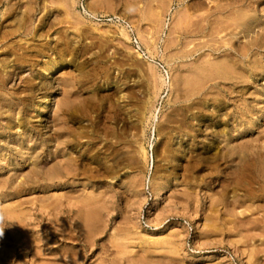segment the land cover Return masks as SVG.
<instances>
[{
  "label": "rangeland",
  "instance_id": "rangeland-1",
  "mask_svg": "<svg viewBox=\"0 0 264 264\" xmlns=\"http://www.w3.org/2000/svg\"><path fill=\"white\" fill-rule=\"evenodd\" d=\"M21 1L0 0L1 35L20 24L22 7L17 6V2ZM94 1L97 2L74 0L71 8V0L57 3L53 0L55 3H51L57 10L60 7L61 13L70 10L69 18L60 14L58 18L62 17L64 23L56 21L58 11L55 10L46 18V24L38 27V13L30 27L37 26L42 37L37 35L31 42L22 35L18 44L15 43L19 47L17 53L9 49L14 45L9 43L11 38H0V184L4 186L0 193V264H28L34 246L38 250L49 249L48 252L54 253L47 254L51 258L63 254L68 260L66 264L69 260L73 264H139V261H142L140 264H264V185L257 192L249 188L246 192L243 179L237 178L238 170L233 172L230 168L224 142L227 140L236 147L238 144L245 146L243 148L248 152L255 151L258 166L264 167V71L254 68L257 62L264 69V31L258 37L251 36L248 43L244 42L245 38L242 40V35H237L227 36L228 39H223L226 44H222L224 41L219 43L222 34L218 37L214 29V34L210 30L213 34L210 35L208 29L200 26L207 11L213 10L216 4L225 5L232 0H212V3L210 0H190L193 5L187 12L192 20L181 24L175 22L182 14L178 0H153L154 3L152 0ZM259 1L261 3L250 4L256 5L257 12L264 14V0ZM147 6L149 9L145 12ZM151 7L153 11L148 12ZM84 8L93 10L96 18L85 17ZM4 10H11L5 21ZM154 10L155 19L151 14ZM145 13L151 14L152 18ZM73 18L78 20V25L72 28L74 31L69 25L63 27L69 24L66 19L73 21ZM175 23L182 28L176 25L178 30L173 26ZM171 24L176 29L169 28ZM124 25L130 32V39L123 34ZM62 27L65 32L69 27L67 42L58 39L57 31ZM92 28L96 30H90ZM172 29L176 30V36ZM184 29L188 31L184 32ZM167 32H172L173 37ZM88 34L90 37H86ZM71 35L74 38L71 39ZM19 37L17 35L16 40ZM214 43L219 46L214 47ZM244 43L248 50L240 54L235 49L243 48ZM19 53L26 56L22 57V62L16 60ZM233 56L235 59L229 60ZM228 64L233 65L232 69L227 67ZM49 66L53 71L44 76ZM195 67L203 68L208 74L200 68L196 71ZM241 70L249 75L248 81L234 78L235 72ZM211 71L216 73L215 79L206 81L212 76ZM224 74H229V78ZM208 75L211 76L208 78ZM198 87L203 88L201 92ZM45 105L47 112L41 115ZM243 106L256 108L259 121L257 127L239 132L242 128L236 115ZM241 125L245 127V120ZM58 138L61 147H57ZM19 147L22 151L34 150L35 158L29 159L27 155L22 158L21 152L17 151ZM54 160L63 163L62 168L68 165L69 174L73 173L64 178L63 185L49 186L45 182L46 172ZM13 170L22 176L17 177L21 179L17 180L18 189L15 185L11 188L12 183L8 180ZM232 174L236 176L233 178ZM22 180L29 184L21 183ZM57 192L66 193V197ZM69 192H73V197ZM71 197L82 199L86 205ZM245 203L247 208L244 209ZM259 203L263 204L262 208ZM251 206H256L251 208L252 212L247 210ZM89 208L92 215L90 220H85ZM59 226L65 232L71 230L73 239L59 241L58 234L62 232ZM81 226L83 229L88 227L84 229V236L88 231L87 235L92 241L96 239L97 246L82 250V241L76 235ZM120 250L125 252L116 256L122 252ZM144 260L149 262L144 263Z\"/></svg>",
  "mask_w": 264,
  "mask_h": 264
},
{
  "label": "bare ground",
  "instance_id": "bare-ground-1",
  "mask_svg": "<svg viewBox=\"0 0 264 264\" xmlns=\"http://www.w3.org/2000/svg\"><path fill=\"white\" fill-rule=\"evenodd\" d=\"M2 1V0H1ZM24 1V0H23ZM23 1H21V3L20 2H17V6H19L20 8H21V12H22V20H21V22H20V24L16 27H14V28H12V29H7L6 31H5V29L3 30V27H2V32H4V33H2V35L0 34V38L1 39H10L12 42H9V43H14V45L12 44V45H10V46H12V47H10L9 49H10V51L12 50V52L13 53H17V49L19 48L18 46H16L15 45V43L16 44H18V42H19V40L18 39H22L23 37H22V35H24V39H26L27 41H31V42H33L35 39H36V37H37V35H39V36H41V34H42V32H41V34H40V32H38L37 31V29L36 28H38V27H43L44 26V24H46V22H45V20H46V18L50 15V14H52L55 10L56 11H58V13L56 14V17L55 18H58V16H60V14H63L62 16L63 17H65V18H67L68 16H69V13H70V10L69 9H66L65 11H63L64 13H61L60 12V7H59V10H57L56 8H55V4L53 5V3H55L56 2V0H55V2H53V0L51 1V0H26V2H24L23 3ZM58 1H60L61 2V0H58ZM57 1V2H58ZM63 1V0H62ZM72 1V4H71V8L74 6V0H71ZM97 2H95V3H98V1L99 0H96ZM153 1V0H152ZM156 1V0H155ZM155 1H153V3L155 2ZM160 1V0H159ZM181 4V8H180V12L182 13V14H180V17L178 18V17H176L177 18V20H176V18H175V16H174V19L176 20H174L175 22H179V24H181L182 22H184V21H186V20H189V22L192 20V18H191V15H189L188 14V12H187V10H189V9H191V5H193L191 2L193 1H191L190 2V0H178ZM199 1H201V0H199ZM204 1H206V0H204ZM211 1V3H212V0H210ZM51 2H53V3H51ZM56 2V3H57ZM92 2H93V0H92ZM156 2H158V1H156ZM178 2V3H179ZM250 2H256L255 4H257L258 2H260L261 3V1H259V0H232V2H229L227 5L225 4V5H219V4H216L215 6H214V8H213V10H211L209 13H208V11L205 13L206 15H203V17H202V20H201V23H200V26H202L203 27V29H205V30H209V32L208 33H210L211 31H213L214 29V31L216 32L215 33V35L217 34V36L218 35H220V34H222L223 36H221V38H222V41L220 40L219 41V43L220 42H223L224 40L223 39H225L226 40V38H227V36L229 37H231V36H237V35H242V37H243V39L242 40H244V38L246 39V41L244 40V42L245 43H248L249 42V40H250V37L252 36V38H253V36L254 35H256V37H258V35H259V33H261V32H263L264 31V14H260V13H258L257 12V10L255 9V8H257V6L255 7L254 5H251L250 4ZM10 3V2H9ZM11 3H13V1L11 2ZM63 3H65V2H63ZM99 3H100V1H99ZM159 3H161L162 4V2H159ZM167 2H165V4H166ZM191 3V4H190ZM197 3V2H196ZM209 3V2H208ZM90 4H91V2H90ZM101 4H102V1H101ZM152 4V3H151ZM169 4V3H168ZM197 4H199V3H197ZM196 4V5H197ZM202 4V3H201ZM200 4V6H203V5H201ZM221 4V3H220ZM57 5V4H56ZM60 5V4H59ZM63 5H65V4H63ZM67 5V4H66ZM88 5H89V3H88ZM95 5H97V4H95ZM95 5H94V7H95ZM127 5V4H126ZM149 5V4H148ZM154 5V4H153ZM156 5V4H155ZM164 5V4H163ZM196 5H194V6H196ZM212 5V4H211ZM264 5V4H263ZM76 6V5H75ZM129 6V5H128ZM127 6V7H128ZM150 6V5H149ZM152 6V5H151ZM168 6V5H167ZM207 6H210L209 4H207ZM253 6V7H252ZM259 6V5H258ZM14 7V6H13ZM57 7V6H56ZM65 7V6H64ZM67 7H68V5H67ZM89 7V6H88ZM91 7V6H90ZM97 7V6H96ZM100 7V6H99ZM152 7H154V6H152ZM151 7V10H149L148 12H151V11H153V8ZM198 7V6H197ZM255 7V8H254ZM264 7V6H263ZM5 8V7H4ZM92 8V7H91ZM147 9H145V12H147L146 10H148L149 9V7L147 6L146 7ZM178 8V7H177ZM259 8V7H258ZM16 10H20V9H16ZM61 10H63V8L61 9ZM155 10L156 11H158L156 8H155ZM154 10V11H155ZM179 10V9H178ZM184 12H183V11ZM259 10H260V8H259ZM156 11L155 12H152L151 14H153V16H154V14H156ZM262 11V10H261ZM2 12V11H1ZM83 12H84V16L85 17H92V18H96V14H95V12L93 11V10H90L89 8H84L83 9ZM163 12L164 11H162V14H163ZM179 12V13H180ZM203 12H205V11H203ZM202 12V13H203ZM17 13V12H16ZM15 13V14H16ZM18 13L20 14V12L18 11ZM38 13L40 14L39 15V18H38V24H36V25H39L38 27L36 26H34V27H30V24H32L33 22H34V19H35V16L37 17V15H38ZM14 14V13H13ZM55 14V13H54ZM74 14V13H73ZM147 16L149 15L150 17L152 16L151 14H148V13H145ZM204 14V13H203ZM10 15H11V10H4V12H3V14H2V17L3 16H5V18H4V21L5 20H7V18H9L10 17ZM144 15V14H143ZM146 15H144V17H146ZM196 15V14H195ZM17 16H18V14H17ZM16 16V17H17ZM21 16V15H20ZM20 16H19V18H20ZM51 16V15H50ZM53 16H55V15H53ZM177 16V15H176ZM197 17H198V14L196 15ZM201 16V14L199 15V17ZM1 17V18H2ZM13 17H14V15H13ZM119 17V16H118ZM173 17V16H172ZM193 17V16H192ZM51 18V17H50ZM69 18V17H68ZM152 18V17H151ZM154 19L156 18V16H154L153 17ZM54 19V18H53ZM58 19H60V20H58ZM58 19H56V21H59V22H63V20L64 19H62V17H60V18H58ZM74 20L73 21H71V20H67L66 19V22H68L69 24H65V25H63V27H67L68 25H69V27L71 26V30H73L72 28H74V25H78V20L76 19V18H73ZM76 19V20H75ZM79 19V18H78ZM162 19V18H161ZM194 19H197V18H194ZM52 20V19H51ZM129 20H131V19H129ZM33 21V22H32ZM49 21V20H48ZM56 21H54V22H56ZM83 21V20H82ZM153 21H155V20H153ZM197 21V20H196ZM37 22V21H36ZM53 22V23H54ZM59 22H58V26H59ZM132 22V21H131ZM193 22V21H192ZM4 23H6V22H4ZM49 23V22H48ZM64 23V22H63ZM159 23V22H158ZM157 23V25L159 26V24ZM172 23H174V22H172ZM177 23H175V24H173V26H175L176 27V25H179V24H177ZM199 23V22H198ZM10 24H12V23H10ZM9 24V25H10ZM62 23H60V25H61ZM190 24V26H191V23H189ZM194 24H196V23H194ZM1 25H2V23H1ZM48 25V24H47ZM49 25H50V23H49ZM51 25H52V22H51ZM57 25V24H56ZM76 25V26H77ZM135 25L136 24H134V27H135ZM139 25V24H138ZM156 25V26H157ZM161 25V24H160ZM188 24H186V26H187ZM197 25V24H196ZM7 26V25H6ZM137 26V25H136ZM172 26V24L171 25H169V28L171 27V28H175V27H173ZM193 26V25H192ZM195 26V25H194ZM193 26V27H194ZM200 26H199V28H200ZM63 27H62V29L60 28V30L59 31H57L58 33H59V35H57L56 33V35L58 36V39H64V41H66L67 42V40H65L66 39V37L69 35V33H68V35H67V30H69V27H68V29H66V32L63 30ZM85 27V26H84ZM89 27V26H88ZM179 28L181 27L182 28V26H178ZM178 27H176L177 29H178ZM189 27V26H188ZM187 27V28H188ZM192 27V28H193ZM202 27H201V29H199V32H200V30H202ZM5 28V27H4ZM46 28H47V26H46ZM45 28V29H46ZM55 28H57V27H55ZM86 28H87V26H86ZM141 28H142V26H141ZM156 28V27H155ZM175 28V29H176ZM197 28V27H196ZM22 29V30H21ZM88 29V28H87ZM175 29H172V30H175ZM188 29H190V27L188 28ZM195 29V28H194ZM21 30V31H20ZM41 30V29H40ZM76 30V29H75ZM80 30V29H79ZM90 30H94L93 28L92 29H90ZM96 30V29H95ZM94 30V31H95ZM137 30V29H136ZM136 30H135V32H136ZM162 30V29H161ZM179 30V29H178ZM192 30V29H191ZM197 30V29H196ZM195 30V31H196ZM211 30V31H210ZM45 31V30H44ZM74 31V30H73ZM78 31V30H77ZM88 32H89V30H87ZM124 33L123 34H125L126 35V37L125 38H131V36H130V32H129V30H127V26L126 25H124L123 26V30H122ZM156 31H158V29L156 30ZM156 31H155V33H156ZM181 31V30H180ZM185 31H188L187 29H184V32ZM194 31V30H193ZM194 31V32H195ZM198 31V30H197ZM214 31H213V34H214ZM39 34H38V33ZM76 32V31H75ZM174 32H176V30L174 31ZM192 31H190V32H188V33H191ZM193 32V33H194ZM48 33V32H47ZM78 33V32H77ZM76 33V34H77ZM80 33V32H79ZM83 33V32H82ZM106 33V32H105ZM104 33V34H105ZM154 33V34H155ZM168 33V35H169V33L170 32H167ZM172 33V32H171ZM170 33V34H171ZM197 33V32H196ZM46 34V33H45ZM103 34V33H102ZM122 34V35H123ZM151 34V33H150ZM175 34V36H176V34H177V32L176 33H174ZM206 34V33H205ZM212 34V32L210 33V35H213ZM264 34V33H263ZM17 35H19V36H21V37H19V38H17V40H16V37H17ZM43 35H44V33H43ZM89 35V34H88ZM139 35H141L140 33H139ZM138 35V36H139ZM209 35V36H210ZM261 35V34H260ZM85 36V35H84ZM83 36V37H84ZM92 36V35H91ZM94 36V35H93ZM144 36V35H143ZM149 36V35H148ZM151 36V35H150ZM159 36V35H158ZM157 36V37H158ZM208 36V35H207ZM216 36V37H217ZM42 37V36H41ZM47 37V36H46ZM86 37H90V35L89 36H86ZM145 37V36H144ZM170 37L172 38L173 36H172V34L170 35ZM183 37V36H182ZM219 37V36H218ZM264 37V36H263ZM55 38H57V37H55ZM68 38V37H67ZM72 38H74V36H72L71 35V39ZM96 38H98L97 36H96ZM139 38H140V36H139ZM190 38V37H189ZM211 38V37H210ZM210 38H208L207 37V39H210ZM213 38V37H212ZM239 38V37H238ZM38 39H39V37H38ZM78 39V38H77ZM94 39V38H93ZM141 39H143V37H142V35H141ZM140 39V40H141ZM169 39V38H168ZM174 39V38H173ZM216 39V38H215ZM228 39V38H227ZM55 40V39H54ZM74 40V39H73ZM98 40V39H97ZM155 40H157V39H155ZM171 40V39H170ZM186 40V39H185ZM211 40V39H210ZM213 40V39H212ZM252 40H255V38L254 39H252ZM252 40H251V42H252ZM264 40V39H263ZM1 41V40H0ZM18 41V42H17ZM143 42H144V40H142ZM177 40H176V38H175V42H176ZM208 41V40H207ZM206 41V42H207ZM218 41V40H217ZM229 41H231L230 39H229ZM232 41H233V39H232ZM262 41V40H261ZM260 41V42H261ZM21 42V41H20ZM62 42V41H61ZM145 42H146V39H145ZM145 42H144V44H145ZM242 42V41H241ZM263 42V41H262ZM225 43V41L222 43V44H224ZM230 44H231V42H229ZM243 43V42H242ZM243 44V48L240 46V47H237V49H235L237 52H239L240 54H244V52L246 53L247 52V50H248V48L246 47V44ZM26 44V43H25ZM28 44V43H27ZM209 44V43H208ZM221 44V45H222ZM226 44V43H225ZM235 44V43H234ZM7 45H9V44H7ZM20 45H21V43H20ZM23 45V44H22ZM21 45V46H22ZM210 45V44H209ZM209 45H208V47H209ZM219 46V45H216L215 43L213 44V46ZM255 45V44H254ZM263 45V44H262ZM4 46V45H3ZM6 46V45H5ZM27 46V45H26ZM25 46V47H26ZM214 46V47H215ZM251 46V45H250ZM30 47H32V49H33V46H30ZM262 47H264V45L262 46ZM261 47V48H262ZM7 48H8V46H7ZM7 48H5V49H7ZM239 48V49H238ZM20 50V49H19ZM26 50V49H25ZM29 50V49H28ZM136 50V49H135ZM134 50V51H135ZM191 50V49H190ZM243 50V51H242ZM2 52V51H1ZM23 52V51H22ZM32 52V51H31ZM3 53V52H2ZM1 53V54H2ZM7 53V52H6ZM137 53V52H136ZM205 53H208V51L207 52H203V54L205 55ZM221 53V52H220ZM12 54V53H11ZM33 54V53H32ZM15 55V54H14ZM34 55V54H33ZM203 55V56H204ZM246 55V54H245ZM7 56V58H8V55H6ZM13 56V55H12ZM140 56V55H139ZM207 56V55H206ZM208 56H210V55H208ZM207 56V57H208ZM232 56V55H231ZM243 56V55H242ZM22 57H26L25 56V54H23V53H19L18 54V57L16 58V60L17 59H19L21 62H22ZM32 57H34V56H32ZM206 57V58H207ZM234 57V56H233ZM233 57H229L230 59L229 60H231V59H235V57L233 58ZM15 58V57H14ZM34 58H36V57H34ZM209 58V57H208ZM237 58V57H236ZM4 59V58H3ZM203 58H199L198 60H202ZM210 59H211V56H210ZM217 59V58H216ZM224 60L226 59V58H223ZM1 60H2V57H1ZM15 59H14V61H16ZM18 60V61H19ZM198 60H197V62H198ZM213 60V59H212ZM219 60H222V58L220 59L219 58ZM237 60V59H236ZM6 61V60H5ZM24 61V60H23ZM26 61V60H25ZM7 62V61H6ZM207 62V61H206ZM221 62V61H220ZM233 62H235L234 60H233ZM239 62H241V61H239ZM32 63V62H31ZM202 63V62H201ZM205 62H203L202 64H204ZM208 63V62H207ZM221 63H223L224 64V62H221ZM228 63V62H227ZM236 64H237V62H235ZM0 64H2V63H0ZM9 64H11V62L9 63ZM241 64V63H240ZM252 64V63H251ZM255 64L256 65H254V68L255 69H260L261 71H264V69H262V67H260V66H258V64L259 63H257V62H255ZM7 65V64H6ZM151 65V64H150ZM206 65H210V64H206ZM229 65V64H228ZM231 65L232 64H230L229 66H227V67H229V68H231ZM1 66V65H0ZM10 66H12V65H10ZM151 66H153V65H151ZM150 66V67H151ZM225 66V65H224ZM224 66H222L221 65V67H223L224 68ZM253 66V65H252ZM2 67V66H1ZM8 67H9V65H8ZM172 67V66H171ZM216 67H218L217 65H216ZM226 67V66H225ZM227 67H226V69H227ZM232 67H233V65H232ZM235 67V66H234ZM7 68V67H6ZM200 68V67H199ZM199 68H197V67H195V70L197 71V69H198V71H200L199 70ZM205 68V67H204ZM228 68V69H229ZM201 69V68H200ZM203 69V68H202ZM201 69V70H202ZM214 70L216 69V68H213ZM227 69V70H228ZM232 69V68H231ZM3 70H5V69H3L2 68V71ZM53 70H50V66L49 67H47L46 69H45V73H44V76L45 75H48L49 73H51ZM154 70H152V72H153ZM204 71V69L202 70V72ZM219 71H220V69H219ZM204 72H207V73H205V74H208V71H204ZM216 72V71H215ZM222 72V71H221ZM229 72H230V69H229ZM233 72V70L231 71V73ZM156 73V72H155ZM155 73H153V75H155ZM230 73V74H231ZM4 74H5V72H4ZM14 74V73H13ZM169 74H170V72H169ZM216 74V73H215ZM215 74H213V71H211V75H208V78H209V76H211L208 80H206V81H210L211 80V78H212V80L214 81V79H213V76L215 75ZM232 74H234V73H232ZM5 75H7V74H5ZM194 76L195 75H198V74H193ZM192 75V76H193ZM173 76V75H172ZM203 76V75H202ZM224 76H225V78L227 77V78H229V74H224ZM156 77V76H155ZM161 77V76H160ZM200 77V76H199ZM198 77V78H199ZM206 77V76H205ZM219 77V76H218ZM218 77H216V78H218ZM221 77V76H220ZM249 75H246V73H244L243 72V70H241V71H237V72H235V75H234V78L236 79V81H248L249 80ZM173 78V77H172ZM192 77H190V79H191ZM225 78H223V79H225ZM253 78H254V76H253ZM252 78V79H253ZM1 79L3 80V78L1 77ZM192 79H194V78H192ZM191 79V80H192ZM202 79H204V78H202ZM222 79V78H221ZM222 79V80H223ZM232 79V78H231ZM185 80H187V78L185 79ZM188 80H189V78H188ZM187 80V81H188ZM190 80V81H191ZM199 80V79H198ZM200 80H201V78H200ZM219 80H220V78H219ZM228 80V79H227ZM230 80V79H229ZM1 81V80H0ZM5 81H6V79H5ZM155 81H156V79H155ZM190 81H189V86H190ZM213 81H211V82H213ZM192 82V81H191ZM197 82H199V83H201V81H197ZM203 82V81H202ZM2 83H3V81H2ZM27 83V82H26ZM159 83H161V82H159ZM167 83V82H166ZM185 83H186V81H185ZM204 83H206V82H204ZM33 84V83H32ZM187 84V83H186ZM193 84V83H192ZM198 84V83H197ZM203 84V83H202ZM29 85V84H28ZM155 85H156V83H155ZM165 85V84H164ZM196 85V84H195ZM204 85V84H203ZM213 85H215V84H213ZM192 86V85H191ZM197 86V85H196ZM195 86V87H196ZM222 86V85H221ZM186 87H188V84L186 85ZM194 87V88H195ZM199 87H202V85H200ZM198 87V88H199ZM205 87V86H204ZM213 87V86H212ZM224 87V86H223ZM189 88V87H188ZM226 88V87H225ZM228 88V87H227ZM231 88V87H230ZM187 89V88H186ZM200 90H199V92H201L202 91V89L203 88H199ZM196 90H197V88H196ZM195 90V91H196ZM208 91V90H207ZM187 92H188V89H187ZM186 92V93H187ZM191 92V90H189V93ZM217 92V91H216ZM229 92V91H228ZM192 93H194V92H192ZM232 93V92H231ZM196 94V93H195ZM195 94H193V95H195ZM212 94H214V93H212ZM229 94V93H228ZM187 95V94H186ZM210 94L208 93V96H209ZM187 96H190V95H187ZM191 96H192V94H191ZM190 96V97H191ZM201 96V95H200ZM213 96V95H212ZM211 96V97H212ZM214 96H215V94H214ZM217 96V95H216ZM203 97V96H202ZM205 97H206V95H205ZM204 97V98H205ZM219 97V96H218ZM214 98V97H213ZM224 98V97H223ZM195 100V99H194ZM197 100V99H196ZM207 100V99H206ZM213 100V99H212ZM235 100V99H234ZM193 101V100H192ZM2 102V101H1ZM189 102V101H188ZM213 102V101H212ZM238 102V101H237ZM187 103V102H186ZM239 103V102H238ZM185 106H187V105H185ZM1 107H3V106H1ZM5 107V106H4ZM194 107H196V106H194ZM201 107V106H200ZM188 108V107H187ZM191 108H193V106L191 107ZM197 108H199V106L197 107ZM210 108V107H209ZM195 109V108H194ZM202 109V108H201ZM205 109V108H204ZM1 110V109H0ZM203 110V109H202ZM42 112H41V115H44L46 112H47V108H46V105L45 106H43L42 107V110H41ZM176 111V110H175ZM181 111V110H180ZM205 111V110H204ZM177 112V111H176ZM199 112V111H198ZM210 112V111H209ZM237 112H238V114L236 115V117L239 119V127L240 128H242L241 129V131L239 130V132H243V131H246L247 129H249V128H255V127H257V124H258V121H259V114H258V112L256 111V108H249V107H245V106H243V107H241V108H239V110H237ZM179 113V112H178ZM183 113V112H182ZM179 114H181V113H179ZM182 115V114H181ZM184 116V115H183ZM171 117V116H170ZM181 118H182V116H181ZM181 118H180V120H181ZM185 119V118H184ZM245 120V127H242V125H241V123H242V121H244ZM190 121V120H189ZM3 122V121H2ZM177 122V121H176ZM178 122H179V119H178ZM182 122V121H181ZM191 122V121H190ZM193 123V122H192ZM178 125V124H177ZM180 125H182L181 123H180ZM183 128H184V126H182ZM72 129H73V127H71ZM71 128H69V129H71ZM186 128V127H185ZM176 129V128H175ZM215 129V128H214ZM222 129V128H221ZM75 129H73V131H74ZM177 130V129H176ZM218 130V129H217ZM75 132V131H74ZM223 132V131H222ZM217 133H218V131H217ZM62 135V134H61ZM77 135V134H76ZM54 136V135H53ZM184 136V135H183ZM55 137V136H54ZM63 137H65V135H63ZM62 137V138H63ZM77 137V136H76ZM78 138V137H77ZM68 139V138H67ZM70 139V138H69ZM245 139V138H244ZM243 139V140H244ZM254 139V138H253ZM253 139H252V141H253ZM55 140H57V139H55ZM242 140V141H243ZM246 140V139H245ZM255 140V139H254ZM258 140V139H257ZM61 140L58 138V144H57V147H61V145H62V142H60ZM256 141V140H255ZM260 141V140H259ZM264 141V140H263ZM28 142V141H27ZM57 142V141H56ZM225 142V146L227 147V152H225V153H227V157L229 158V160H230V168L232 169V171L233 172H235V170H238V179H243V182L245 183V185H244V183H243V185H244V188H246V192L248 191V188L250 189V191H252V192H257L263 185H264V167H262V165L259 167L258 166V164H257V162H258V157L257 156H255L256 155V153H255V151H250V152H248V151H246L243 147H245V146H243V147H239L240 146V144H238L239 146H234V145H230V143L227 141V140H225L224 141ZM245 142V141H244ZM258 142V141H257ZM29 143V142H28ZM27 143V144H28ZM17 144V143H16ZM30 144V143H29ZM61 144V145H60ZM223 144V143H222ZM237 144V143H236ZM14 145V144H13ZM56 145V144H55ZM254 145V144H253ZM221 146V145H220ZM255 147V146H254ZM264 147V146H263ZM14 148H15V146H14ZM18 148V147H17ZM222 148V147H221ZM28 149V148H27ZM225 149V148H224ZM253 148H251V150H252ZM23 150V148L21 147H19V149L17 150L18 152H21L20 154L22 155V158L23 157H25V155H27V156H29V159H30V157L31 158H35L34 156H35V151L33 150H31V149H28L27 151L25 150V151H22ZM223 150V149H222ZM143 152H144V150H142ZM225 151V150H224ZM53 152V151H52ZM219 152V151H218ZM261 153V152H260ZM54 154V153H53ZM144 154V153H143ZM223 154V153H222ZM253 155V156H251V155ZM39 155V154H38ZM192 155V154H191ZM218 155V154H217ZM224 155V154H223ZM221 156V155H220ZM223 157V156H222ZM221 157V158H222ZM20 158V157H19ZM63 158V157H62ZM60 160V159H59ZM219 160H221V159H219ZM0 162H2L1 161V159H0ZM47 162H49V161H47ZM72 162V161H71ZM76 162V161H75ZM79 162V161H78ZM238 163V164H235V163ZM80 163V162H79ZM232 163V164H231ZM40 164V163H39ZM260 164V163H259ZM48 165V167L50 166V163L49 164H47ZM65 165V164H64ZM30 166V165H29ZM40 167H41V165H39ZM62 166H63V163L61 164L60 162H58V161H55L54 160V162L52 163V165L50 166V168L48 169V171L46 172V178H45V182L47 183V185H49V186H58V185H63L65 182H66V179H64V178H68V174H69V172H70V169H69V167H68V165H67V167H65V168H62ZM74 166V165H73ZM78 166H79V164H78ZM77 166V167H78ZM35 167V166H34ZM38 168V167H37ZM74 169H76L75 167H73ZM33 169H35V168H33ZM40 169V168H39ZM44 169H46V166H45V168ZM43 169V170H44ZM63 169V171H61ZM78 170H80V169H78ZM230 170V169H229ZM14 171V170H13ZM11 172L10 173V175H9V181H11V188H13L14 189V187H13V185H15V187H17V189H18V185L16 186V184H17V182H19V181H17V180H19V179H17V177L18 176H20L21 174H19V175H17V173H16V171H14V172ZM34 171V170H33ZM82 171V170H81ZM231 171V170H230ZM230 171H229V173H230ZM44 172V171H43ZM21 173V172H20ZM24 173V172H23ZM22 173V174H23ZM74 173H75V171H74ZM82 173V172H81ZM84 173V172H83ZM228 173V174H229ZM232 173V172H231ZM7 174V173H6ZM9 174V173H8ZM31 174V173H30ZM71 175L73 174V173H70ZM69 174V175H70ZM76 174V173H75ZM5 176V175H4ZM232 176H233V174H232ZM234 176H236V175H234ZM234 176H233V178H234ZM21 178H22V176H20ZM31 177V176H30ZM38 177V176H37ZM3 178V177H2ZM5 178V177H4ZM39 178V177H38ZM232 178V179H233ZM64 179V180H63ZM1 180V179H0ZM3 180V179H2ZM21 180V179H20ZM24 180V179H23ZM21 181V183H25V185H26V183H27V181L26 182H24V181ZM228 180V179H227ZM229 180H231L230 178H229ZM36 181V180H35ZM1 183V182H0ZM83 183V182H82ZM225 183V182H224ZM230 183V182H229ZM27 184H29V183H27ZM37 184V183H36ZM231 184V183H230ZM263 184V185H262ZM3 185V184H2ZM1 184H0V193L2 192V190H3V187L4 186H2ZM6 185V184H5ZM19 186H21L20 185V183H19ZM228 186H230V185H228ZM10 187V185L8 186V188ZM22 188H24L23 186H21ZM259 188V189H258ZM263 188H264V186H263ZM17 189H15L16 190V192H17ZM243 189V188H242ZM12 190V189H11ZM83 190H84V188H83ZM89 190V189H88ZM18 191H20V190H18ZM85 191V190H84ZM264 191V190H263ZM49 192V191H48ZM55 192V191H54ZM245 192V191H244ZM51 193H53V192H51ZM58 193V192H57ZM70 193V192H69ZM73 193V192H72ZM72 193H70L71 195H72ZM86 193H88V192H86ZM184 193V192H183ZM249 193H251V192H249ZM48 194V193H47ZM47 194H45L46 196H47ZM59 194V196L61 195L60 193H58ZM64 194V193H63ZM63 194L61 195L62 197H64L63 196ZM68 194V193H67ZM84 194H85V192H84ZM186 194V193H185ZM244 194V193H243ZM40 195V194H39ZM44 195V196H45ZM49 195H50V193H49ZM48 195V197H50ZM52 195H57V194H52ZM65 195V197H66V193L64 194ZM69 195V194H68ZM71 195H69V196H71ZM75 195V194H74ZM95 195H96V193H95ZM245 195V194H244ZM250 195H252V193L250 194ZM46 196H45V198H46ZM85 196H86V194H85ZM41 198H42V200L43 199H45V198H43L42 196H40ZM53 197V196H52ZM68 197V196H67ZM72 197H73V195H72ZM72 197H71V199H72ZM76 197H78V196H76ZM82 197V196H81ZM80 197V198H81ZM91 197V196H90ZM98 197V196H97ZM38 198V200H41V198L39 199V197H37ZM84 198V197H83ZM102 198V197H101ZM180 198V197H179ZM48 199H50V200H55V198H48ZM48 199H47V201H48ZM66 199V198H65ZM64 199V200H65ZM69 199H70V197H69ZM68 199V200H69ZM75 199V197L72 199V200H74ZM78 199V198H77ZM75 199V201H77V202H80V200H81V202L83 201L82 199ZM84 199H87L86 197L84 198ZM98 199H99V197H98ZM103 199V198H102ZM102 199H100V200H102ZM67 200V199H66ZM71 200V201H72ZM92 200V199H91ZM96 199L94 198V204H95V201ZM186 200V199H185ZM53 201L51 202V203H53ZM55 201H57V200H55ZM54 201V202H55ZM70 201V200H69ZM181 201V200H180ZM182 201H183V199H182ZM66 202V201H65ZM73 203H74V201H72ZM185 202V201H184ZM261 202V201H260ZM72 203V204H73ZM82 203H85V201L84 202H82ZM183 203V202H182ZM257 203V202H256ZM56 204V203H55ZM65 204V203H64ZM69 204V203H68ZM70 204H71V202H70ZM79 204V203H78ZM94 204H92V202H91V205H94ZM97 204V203H96ZM246 204V203H245ZM258 204V203H257ZM261 203H259V205H260ZM80 205H81V203H80ZM85 205H86V203H85ZM85 205H81L82 207L83 206H85ZM262 205L263 204H261V206H259V207H261L262 208ZM46 206V205H45ZM51 206H53V204L51 205ZM74 206V205H73ZM88 206V205H87ZM186 206V205H185ZM93 207V206H92ZM255 208H256V206H254ZM254 207H250V208H248L247 210H250L251 208H253V209H255ZM258 207V206H257ZM53 208V207H52ZM51 207H50V210L52 209ZM87 208V207H86ZM245 208H247V204H246V207H244V209ZM44 209V208H43ZM184 209V208H183ZM253 209H251V212H252V210ZM264 209V208H263ZM49 210V209H48ZM49 210V211H50ZM53 210V209H52ZM86 210V209H85ZM84 211V210H83ZM82 211V212H83ZM254 211V210H253ZM19 212V211H18ZM53 212H54V210H53ZM52 212V213H53ZM85 212V211H84ZM206 212H207V210H206ZM244 212H246V211H244ZM250 212V211H249ZM248 212V213H249ZM201 213V212H200ZM243 213V212H242ZM260 213V212H259ZM264 213V212H263ZM20 214H22V213H20ZM19 214V215H20ZM205 214V213H204ZM244 214V213H243ZM255 214H256V212H255ZM17 215V214H16ZM83 215H85V214H83ZM82 215V216H83ZM91 215H92V209L91 208H89V211H87V213H86V215L85 216H87L86 217V219L85 220H90V217H91ZM93 215H94V213H93ZM201 215V214H200ZM252 215H254V214H252ZM13 216V215H12ZM51 216V215H50ZM206 216V215H205ZM53 217V216H52ZM247 217H248V214H247ZM15 218V217H14ZM80 218H85V217H80ZM206 218H207V216H206ZM16 219V218H15ZM14 219V220H15ZM55 219V218H54ZM64 219V218H63ZM100 219V218H99ZM246 219V218H245ZM252 219V218H251ZM60 220V219H59ZM58 220V221H59ZM95 220V219H94ZM101 220V219H100ZM254 220V219H253ZM252 220V221H253ZM263 220V219H262ZM18 221V220H17ZM54 222L56 221V219L55 220H53ZM71 221V220H70ZM84 221V220H83ZM255 221V220H254ZM259 221V223H261V220L259 219L258 220ZM20 221H18V223H19ZM263 222H264V220H263ZM56 223V222H55ZM61 223V222H60ZM81 223H83V222H81ZM80 223V224H81ZM98 223V222H97ZM101 223H102V220H101ZM53 224V223H52ZM71 224V223H70ZM69 224V225H70ZM79 224V225H80ZM100 224V223H99ZM246 224V223H245ZM264 224V223H263ZM57 224H55V226H56ZM59 225V224H58ZM83 225V224H82ZM54 226V225H53ZM89 226V225H88ZM256 226V225H255ZM258 226V225H257ZM263 227H264V225H262ZM59 227H61L60 229L62 230V232H59V234H58V237H59V241H60V239L61 240H69V239H73L72 237H73V235H71L72 234V232H71V230H66V232L63 230L64 228L62 227V226H59ZM75 227V226H74ZM82 228H80V229H78V231H76V232H79V233H77L76 235H77V237H78V239H80L81 241H82V243H81V248H82V250H86L87 248L89 249L90 247L92 248V247H94V246H97V242H96V239H93V241L92 240H90L91 238L89 237L90 235H87L88 233V231H86V235L84 236V229H86L87 230V228H84L83 229V226H81ZM246 227V226H245ZM260 227H261V224H260ZM58 228V227H57ZM262 228V227H261ZM22 229H24V228H22ZM264 229V228H263ZM246 230V229H245ZM25 232V231H24ZM93 232V231H92ZM263 232H264V230H263ZM179 233V232H178ZM27 235V234H26ZM93 235V234H92ZM96 235H98V234H96ZM95 235V236H96ZM264 235V234H263ZM37 236V235H36ZM177 236V235H176ZM198 236V235H197ZM29 237V236H28ZM58 237H57V239H58ZM24 238V237H23ZM125 238V237H124ZM175 238V237H174ZM30 239V238H29ZM199 240V239H198ZM32 243H33V241H32V239L30 240ZM29 241V242H30ZM73 241V240H72ZM101 242V241H100ZM164 242V241H163ZM35 243V242H34ZM167 243V242H166ZM165 243V244H166ZM174 243V242H173ZM261 243H262V240H261ZM29 244V243H28ZM54 244V243H53ZM96 244V245H95ZM264 244V243H263ZM23 245H25V243H23ZM103 245V244H102ZM176 245V244H175ZM175 245L174 246H172L173 248L175 247ZM260 245V244H259ZM32 246H33V244H32ZM48 246V245H47ZM158 246H160V245H158ZM162 246V245H161ZM168 246H170L171 247V245H168ZM30 247H31V243H30ZM29 248V247H28ZM32 248V247H31ZM77 248V247H76ZM104 248H105V244H104ZM103 248V249H104ZM176 248H177V246H176ZM26 249V248H25ZM126 249V248H125ZM124 249V250H125ZM162 249V248H161ZM170 249V248H169ZM48 250L49 249H43V248H39V250L37 249V248H35V246H34V248H33V250H29L30 251V253H31V255H32V259H30L29 260V263L28 264H66V263H68V260H65L63 257H65V256H62L63 254H61V253H58L57 254V256L55 255V257H58V258H51L49 255H47V254H54L53 252H48ZM81 250V251H82ZM123 250V249H122ZM122 250H120V251H122ZM165 250V249H164ZM163 250V251H164ZM172 249H170V251H171ZM177 250V249H176ZM72 251V250H71ZM76 251V250H75ZM101 251V255H102V250H100ZM119 251V250H118ZM126 252H127V250H125ZM125 251H122L121 253H117V255L116 256H119L118 254H122L123 252H125ZM178 251V250H177ZM88 252V251H87ZM117 252V251H116ZM166 253V255H167V252H168V249H167V251H165ZM171 252H173V251H171ZM170 253V252H169ZM168 253V254H169ZM175 254H176V252H174ZM100 254V253H99ZM162 254H164V252L162 253ZM171 254V253H170ZM69 255V254H68ZM72 255V254H71ZM75 255V254H74ZM53 256V255H52ZM67 256V255H66ZM91 256H94V252H91ZM116 256H113V257H116ZM101 257V256H100ZM104 257H106V256H104ZM104 257H102V258H104ZM113 257H111V258H113ZM67 258H69L68 256H67ZM74 258V257H73ZM78 258V257H77ZM99 258V257H98ZM110 258V259H111ZM125 258V257H124ZM148 258V257H147ZM70 259V258H69ZM100 259V258H99ZM98 259V260H99ZM116 258H114L113 260H115ZM199 259V258H198ZM81 260V259H80ZM101 260V259H100ZM107 260H109L108 258H107ZM121 259L119 258V261H120ZM250 260V259H249ZM81 261H83V260H81ZM81 261H80V263H81ZM103 261V260H102ZM101 261V262H102ZM116 261L118 262V259H116ZM146 261L147 262H149L148 260H144V263H146ZM157 261V260H156ZM173 261V260H172ZM74 262H75V260H74ZM100 262V263H101ZM105 262V261H104ZM108 262V261H107ZM114 262V261H113ZM138 262V261H137ZM136 262V263H137ZM95 263H99V262H95ZM103 263V262H102ZM110 263V262H109ZM108 263V264H109ZM114 263H116V262H114ZM139 264L140 263H142V261H139L138 262ZM157 263H158V261H157ZM164 263V262H163ZM166 263H167V261H166ZM172 263H174V262H172ZM69 264H73V261H70L69 260ZM116 264H119V262L118 263H116ZM147 264V263H146ZM149 264V263H148ZM169 264V263H168ZM176 264H177V262H176Z\"/></svg>",
  "mask_w": 264,
  "mask_h": 264
}]
</instances>
